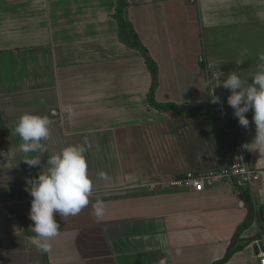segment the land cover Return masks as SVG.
Returning a JSON list of instances; mask_svg holds the SVG:
<instances>
[{
    "label": "crops",
    "instance_id": "0c3cea01",
    "mask_svg": "<svg viewBox=\"0 0 264 264\" xmlns=\"http://www.w3.org/2000/svg\"><path fill=\"white\" fill-rule=\"evenodd\" d=\"M127 1L125 15L158 67V102L208 101L216 70L250 77L264 53V0ZM114 9L115 0H0V264H214L246 216L235 180L201 192L151 188L187 171L224 167L231 148L207 119L149 105L150 72L119 40ZM212 94L220 101L218 126L261 170L247 186L254 220L225 264H258L253 241L264 224V150L250 146L252 112L245 129L227 105L230 91L216 87ZM61 106L69 114L60 120L50 111ZM24 113L50 121L41 166L83 144L93 183L79 214L54 215L60 230L48 251L30 240L25 178L47 166L22 161L37 155L18 151L14 128Z\"/></svg>",
    "mask_w": 264,
    "mask_h": 264
},
{
    "label": "clouds",
    "instance_id": "9594fccd",
    "mask_svg": "<svg viewBox=\"0 0 264 264\" xmlns=\"http://www.w3.org/2000/svg\"><path fill=\"white\" fill-rule=\"evenodd\" d=\"M213 80L215 83L209 95L210 102L220 103L219 97L212 94L213 89H228L227 105L233 109V116L240 126L245 129L249 127L246 114L252 112L255 136L250 146L253 150H264V53L259 54L256 70L250 77L242 76L239 71H230L225 75L216 70ZM14 132L22 141L19 152L37 153L22 161L30 167L41 166V157L47 151L42 141L50 136L48 117L24 113L16 121ZM85 151L83 144L66 146L46 159L41 166L46 165V171H40L35 178H25V191L32 197L29 218L33 221L31 231L34 235L30 240L39 250L48 251L49 241L59 234L60 225L54 218L55 214L61 218L75 216L89 204L93 183L88 175ZM15 155L16 151L10 152L8 159ZM94 211L97 216L102 215L99 206Z\"/></svg>",
    "mask_w": 264,
    "mask_h": 264
},
{
    "label": "trees",
    "instance_id": "16d2710c",
    "mask_svg": "<svg viewBox=\"0 0 264 264\" xmlns=\"http://www.w3.org/2000/svg\"><path fill=\"white\" fill-rule=\"evenodd\" d=\"M128 6L127 0H115V9L113 13V18L117 21V33L119 40L137 50L140 55L143 57L144 62L150 72L151 75V85L147 92V101L149 105L153 108H156L161 111H165L174 116H182V117H201L207 119L210 124V130L212 134L224 137L231 148V155L237 150L238 144L233 138H231L228 134H226L219 126L218 120L221 118L220 105L213 104L210 102V97L208 101L199 102V103H185V104H175V103H162L158 102L155 99V89H156V80L158 75V67L156 62L150 56L148 49L140 40L138 34L136 33L132 23L125 15L126 8ZM235 189L238 192L240 199L243 201L244 206L247 209L246 216L243 222L237 227L234 236L228 246L225 255L222 259L215 262L214 264H225L230 255L236 251L239 247L237 244L238 236L241 232H243L246 228H248L254 220V215L256 213V208L254 202L249 194L248 188L238 183V181H234ZM44 264L46 260L44 258Z\"/></svg>",
    "mask_w": 264,
    "mask_h": 264
},
{
    "label": "built area",
    "instance_id": "2783aa9c",
    "mask_svg": "<svg viewBox=\"0 0 264 264\" xmlns=\"http://www.w3.org/2000/svg\"><path fill=\"white\" fill-rule=\"evenodd\" d=\"M193 1V0H191ZM55 118L63 119L69 114L68 107H58L50 111ZM261 170L254 167L248 159L246 149L239 144L237 150L230 156L228 163L221 168L187 171L175 176H170L164 181H156L151 185L153 189L157 184L165 188H182L193 192H201L213 187L221 181H233L245 187H251L260 179ZM242 204V202H241ZM257 248L258 264H264V224L260 229L259 236L253 241Z\"/></svg>",
    "mask_w": 264,
    "mask_h": 264
},
{
    "label": "water",
    "instance_id": "95a60500",
    "mask_svg": "<svg viewBox=\"0 0 264 264\" xmlns=\"http://www.w3.org/2000/svg\"><path fill=\"white\" fill-rule=\"evenodd\" d=\"M259 212L262 213V209L261 208H258Z\"/></svg>",
    "mask_w": 264,
    "mask_h": 264
}]
</instances>
